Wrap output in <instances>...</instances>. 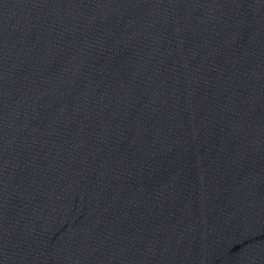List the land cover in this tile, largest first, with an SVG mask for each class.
Instances as JSON below:
<instances>
[{
	"label": "water",
	"instance_id": "1",
	"mask_svg": "<svg viewBox=\"0 0 264 264\" xmlns=\"http://www.w3.org/2000/svg\"><path fill=\"white\" fill-rule=\"evenodd\" d=\"M0 264H264V0H0Z\"/></svg>",
	"mask_w": 264,
	"mask_h": 264
}]
</instances>
